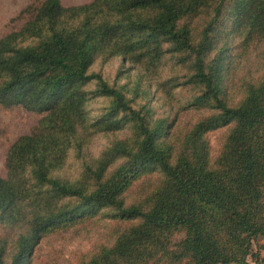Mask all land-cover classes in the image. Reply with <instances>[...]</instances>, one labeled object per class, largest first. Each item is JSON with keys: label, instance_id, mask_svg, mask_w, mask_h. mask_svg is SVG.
I'll return each instance as SVG.
<instances>
[{"label": "trees", "instance_id": "trees-1", "mask_svg": "<svg viewBox=\"0 0 264 264\" xmlns=\"http://www.w3.org/2000/svg\"><path fill=\"white\" fill-rule=\"evenodd\" d=\"M23 13L0 38V105L40 118L0 175V264H33L43 239L104 218V238L73 264L257 261L264 71L238 73L264 44V0H43ZM118 57L139 70L133 86L92 71ZM154 91L207 114L156 117ZM94 99L105 100L98 113ZM221 127L214 157L206 133ZM96 131L126 135L91 155Z\"/></svg>", "mask_w": 264, "mask_h": 264}, {"label": "rangeland", "instance_id": "rangeland-1", "mask_svg": "<svg viewBox=\"0 0 264 264\" xmlns=\"http://www.w3.org/2000/svg\"><path fill=\"white\" fill-rule=\"evenodd\" d=\"M43 0H0V38L8 32L18 29L28 18V13H23L25 9H33ZM93 0H61L63 5H79L89 3ZM92 71L99 72L111 84L118 87H126L135 84L139 78V70L131 68L130 64H122L121 58H114L107 62L98 60L92 67ZM264 71V44L253 51L244 61L242 70L238 73V78L248 75L250 72L261 73ZM91 84L90 87H93ZM143 102V101H142ZM104 99H94L90 108L93 113H98ZM139 104V103H136ZM184 106V108H183ZM151 113L156 117H167L169 120L176 118L177 109H180L177 122L181 125L197 120L202 115L207 114L206 109L186 108L185 100L178 97L174 102L169 103L161 96L160 91H154L152 101L149 103ZM40 115L28 111L19 106L5 107L0 105V175L7 176L6 156L11 145L21 135L27 134L38 123ZM227 128L221 127L207 132V137L211 145L212 155L215 157L222 145ZM106 131H96L92 142L89 145L88 153L97 155L109 142L116 137H124L126 133H111L106 135ZM78 164L74 158H70L66 171L75 174ZM133 199V198H132ZM132 199H129L132 200ZM111 224L107 218L101 219L97 223L89 224L87 228L80 231L72 230L66 234L53 235L42 240L39 250L35 255L33 264H73L83 254L89 252L100 240L104 238L107 225ZM8 230L0 224V236ZM259 243L263 246H255L258 252L257 261L249 258V264H264V239Z\"/></svg>", "mask_w": 264, "mask_h": 264}]
</instances>
